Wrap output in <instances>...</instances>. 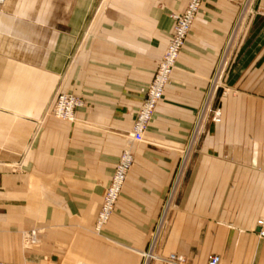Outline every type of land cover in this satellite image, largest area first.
Segmentation results:
<instances>
[{
    "label": "crops",
    "instance_id": "0c3cea01",
    "mask_svg": "<svg viewBox=\"0 0 264 264\" xmlns=\"http://www.w3.org/2000/svg\"><path fill=\"white\" fill-rule=\"evenodd\" d=\"M189 1L0 4V261L141 264L150 250L190 264L211 253L220 264H264V0H204L146 140L129 146L114 213L96 231L173 33L169 13ZM220 87L215 123L202 108ZM58 88L83 97L76 122L46 114ZM32 228L43 231L26 249L22 231Z\"/></svg>",
    "mask_w": 264,
    "mask_h": 264
},
{
    "label": "built area",
    "instance_id": "2783aa9c",
    "mask_svg": "<svg viewBox=\"0 0 264 264\" xmlns=\"http://www.w3.org/2000/svg\"><path fill=\"white\" fill-rule=\"evenodd\" d=\"M6 0H0V4ZM204 0H190L183 13H175L173 18L175 20L174 30L164 52L160 59L154 73V77L148 86L146 96L138 111L133 131L128 136V143H139L144 141L145 131L154 117L158 104L163 99L167 85L169 84L174 66L177 58L183 48L186 37L191 30L194 21L202 7ZM83 104L80 97L66 93L58 88L48 106L46 114L53 115L56 118L68 121L76 120V109ZM220 112L217 118H219ZM219 120V119H217ZM133 163V155L129 148H126L116 165L111 182L107 188L104 196V201L98 215L96 229L102 230L104 225L110 220L118 198L123 190L128 172L130 171ZM262 227L264 224L263 219L258 221ZM40 228H32L22 231V240L26 248H32L40 241ZM260 234L264 235V230H260ZM155 236L153 238V241ZM153 243V242H152ZM143 260L141 264H150L153 260H161L162 264H190L187 258L179 253H170L166 257L147 250L142 255ZM221 256L216 253H211L208 256L207 264H220ZM0 264H14L7 261H0Z\"/></svg>",
    "mask_w": 264,
    "mask_h": 264
},
{
    "label": "rangeland",
    "instance_id": "374dc122",
    "mask_svg": "<svg viewBox=\"0 0 264 264\" xmlns=\"http://www.w3.org/2000/svg\"><path fill=\"white\" fill-rule=\"evenodd\" d=\"M103 1H106V0H103ZM161 5V4H160ZM201 10V9H200ZM176 11H178V10H172L170 13H169V17H170V19H173L174 20V18H173V15L175 14V13H177ZM200 12V11H199ZM194 25V24H193ZM193 27V26H192ZM192 29V28H191ZM191 31V30H190ZM190 31H189V33H190ZM189 33H188V35H189ZM188 35H187V37H186V40H187V38H188ZM171 38V37H170ZM168 43H169V41H168ZM168 43H167V45H168ZM185 44H186V41H185ZM185 44H184V46H185ZM184 46H183V48H184ZM183 48L181 49V51H180V54H181V52H182V50H183ZM180 54H179V56H178V58H177V62H176V64H175V66H174V68L177 66V63H178V59H179V57H180ZM162 58V57H161ZM159 61H160V59L157 61V65H158V63H159ZM225 70H226V67H220V69H219V73H218V78H222V75L225 73ZM174 71V70H173ZM171 77H172V75H171ZM170 80H171V78H170ZM169 83H170V81H169ZM150 85V84H149ZM147 92V91H146ZM226 92V89L225 88H215L214 89V92L213 93H210L209 94V96L207 95L206 96V101L204 102L205 104L203 105L204 107L202 108V110H203V112L204 111H208V112H210L211 114H212V120L211 121H213V122H215V123H217V122H220L221 121V110H222V107H221V101H220V97L224 94ZM209 93V92H208ZM72 94H74V93H72ZM74 95H76V96H78V97H80L81 98V100L83 101V104L81 105V106H83L84 105V99H83V97L82 96H80V95H77V94H74ZM143 102V101H142ZM142 104V103H141ZM141 104H140V106H141ZM140 106L138 107V109L136 110V116H135V120H136V117H137V114H138V111H139V109H140ZM157 111V110H156ZM220 112V115H219V118H217V116H218V113ZM76 115V114H75ZM202 116H203V114H202ZM202 116H200V119H198V121H197V127H198V130H196V134L200 131L199 129H201V127L203 126L202 125V123H203V118H202ZM153 119H154V117L152 118V120L150 121V123H149V125H148V127H147V129L149 128V126H150V124L152 123V121H153ZM211 119V118H210ZM217 119H219V120H217ZM77 120V119H76ZM76 120L75 121H72V122H76ZM135 120H134V123H135ZM205 121H207V123H208V121H210V120H205ZM134 123H133V127H134ZM133 127H132V131H133ZM147 129H146V131H147ZM205 129V128H204ZM146 131H145V133H146ZM205 130H203L200 134L198 133L197 135H199V136H195L194 135V138H195V140H194V142H197V143H199L200 142V140H201V138H202V133L204 132ZM127 135H130V133L129 134H127ZM144 138H145V134H144ZM263 138V137H262ZM126 139H127V136H126ZM146 139H144V141H145ZM129 142V141H128ZM127 142V145L128 146H126L124 149H123V151L126 149V148H129V150L131 151V153H132V155H133V163H134V154H133V151L131 150V147H129L130 145L132 146V144L133 143H130V145H129V143ZM251 142V141H250ZM123 151H122V153H123ZM122 153L120 154V156H119V159H120V157H121V155H122ZM119 159H118V162H119ZM117 162V163H118ZM133 163H132V166H133ZM132 168V167H131ZM130 171H131V169H130ZM130 171L128 172V175H129V173H130ZM128 175H127V178H128ZM127 180V179H126ZM125 183H126V181H125ZM124 186H125V184H124ZM124 188V187H123ZM123 191V190H122ZM121 194H122V192H121ZM121 194H120V196H121ZM120 198V197H119ZM119 198H118V200H119ZM118 202V201H117ZM117 204V203H116ZM116 207V206H115ZM115 210V209H114ZM113 215V214H112ZM112 217V216H111ZM98 219V218H97ZM111 219V218H110ZM260 219H263V221H264V216H262V217H260ZM259 219V220H260ZM258 220V221H259ZM110 221V220H109ZM108 221V222H109ZM107 222V223H108ZM96 223H97V221H96ZM106 223V224H107ZM105 224V225H106ZM104 225V226H105ZM264 225V224H263ZM104 228V227H103ZM43 230L41 229V232H42ZM96 231H98L97 229H96ZM101 231V230H100ZM22 243H23V240H22ZM23 246H24V244H23ZM25 247V246H24ZM26 248V247H25ZM26 249H29V248H26ZM147 251V250H146ZM142 260H143V257H142ZM153 261H155V260H153ZM152 261V262H153ZM142 262V261H141ZM151 262V263H152ZM12 263V262H11ZM150 263V264H151ZM15 264V263H14Z\"/></svg>",
    "mask_w": 264,
    "mask_h": 264
},
{
    "label": "bare ground",
    "instance_id": "6f19581e",
    "mask_svg": "<svg viewBox=\"0 0 264 264\" xmlns=\"http://www.w3.org/2000/svg\"><path fill=\"white\" fill-rule=\"evenodd\" d=\"M144 252H145V251H142V252H141V255H143V254H144Z\"/></svg>",
    "mask_w": 264,
    "mask_h": 264
}]
</instances>
